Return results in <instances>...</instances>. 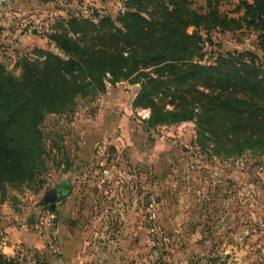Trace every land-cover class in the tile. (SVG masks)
<instances>
[{
    "label": "rangeland",
    "instance_id": "1",
    "mask_svg": "<svg viewBox=\"0 0 264 264\" xmlns=\"http://www.w3.org/2000/svg\"><path fill=\"white\" fill-rule=\"evenodd\" d=\"M188 1L191 9L204 13V0ZM240 1L224 0L218 11L237 20L243 13L236 10ZM125 3L0 0V65L18 79L23 58L41 61L37 53L41 51L59 55L51 36L60 24L70 17L115 21L125 11ZM198 33L205 65L227 52L259 53L257 35L250 30L207 33L199 29ZM136 81L140 80L114 85L105 81L103 92L77 98L71 113L44 117L40 130L47 157L42 182L7 186L0 201V220L12 205L22 216V227L16 231L33 234L44 247L36 221L40 209L48 206L41 202L60 181L71 180L67 173L83 163L81 178L97 189L101 207L96 208V221L104 227L102 233L110 235L116 228L115 264H230L243 261L240 244L248 261H255L263 241L256 234L264 223V154L213 155L211 146L197 142L193 122L148 128L149 110L133 104L141 87ZM112 191L114 204L108 200ZM112 208L119 214L113 227L108 217ZM4 238L2 233L0 247ZM19 245L41 254L46 264L54 262L49 260L55 254L61 257ZM96 248L89 252L100 253L101 247Z\"/></svg>",
    "mask_w": 264,
    "mask_h": 264
},
{
    "label": "trees",
    "instance_id": "2",
    "mask_svg": "<svg viewBox=\"0 0 264 264\" xmlns=\"http://www.w3.org/2000/svg\"><path fill=\"white\" fill-rule=\"evenodd\" d=\"M223 1L204 0L201 14L188 0H126L115 21L60 24L51 36L59 55L23 58L18 79L0 65V201L7 186L42 182L44 117L71 113L77 98L103 92L105 81L140 80L133 104L149 110L148 128L193 122L197 142L213 155L264 154V0L240 1L237 20L218 11ZM199 29L250 30L259 53L227 52L202 64ZM53 222L56 230L57 216ZM0 264L16 263L0 252Z\"/></svg>",
    "mask_w": 264,
    "mask_h": 264
},
{
    "label": "crops",
    "instance_id": "3",
    "mask_svg": "<svg viewBox=\"0 0 264 264\" xmlns=\"http://www.w3.org/2000/svg\"><path fill=\"white\" fill-rule=\"evenodd\" d=\"M84 165L86 164L82 163L81 166L80 164L74 166L72 171L67 173V176H69L71 180L60 181L57 184L64 183L67 185V188L64 190V193L67 194L57 200L53 206L54 216H57L58 221L56 224L57 229L55 230V246L53 251H47L40 245L36 236L33 234L24 233L22 232L23 230L19 232L16 231V229H18L17 227H22V216L10 205L6 213H1V217L6 214V217H2L0 220V229H3L2 233L3 236H5L2 247H0V250H2L0 251L1 253H5V250L10 253L16 244L25 243V246L40 250L38 252L44 255L50 253L60 254L61 257L55 254V257L49 260V262H53L54 260L52 264H57L55 260L58 261L60 259L63 260L64 264H115V246L118 244L116 243L118 241L114 239L113 232H116V228L110 235L108 233H102L104 227L101 228L96 221L98 213L96 208L101 207L98 196L96 195L97 189L95 186L91 187V183H84L85 178H81V175L85 172L83 168ZM113 196L112 191L108 200L112 201L114 198ZM114 201L115 200H113V204ZM59 204L61 205V209L58 208ZM3 206L1 207L3 208ZM118 215V209L115 210L112 208L108 216L113 220L111 223L112 227L116 226L113 222L117 220ZM87 221L89 223H87ZM30 223L32 222L30 221ZM260 228L261 232L256 235H262L261 238H263V241L261 242V246H259V256L257 259L255 261H253V259L248 261L247 253H244V248L242 244H240L239 251L243 261H230V264H264V223ZM239 233L241 235H246L247 231H239ZM97 246L101 247V252L98 253L95 251L92 254L91 252L94 251ZM86 249L88 251L87 254L84 253ZM90 250L91 252H89ZM4 253L2 254L4 255ZM5 254H8V252ZM99 257L101 259L98 263L95 261V258Z\"/></svg>",
    "mask_w": 264,
    "mask_h": 264
},
{
    "label": "built area",
    "instance_id": "4",
    "mask_svg": "<svg viewBox=\"0 0 264 264\" xmlns=\"http://www.w3.org/2000/svg\"><path fill=\"white\" fill-rule=\"evenodd\" d=\"M54 218L53 212L48 209L41 210L37 216V229L40 236L43 237L44 248L47 251H53L55 246ZM6 257L13 260L16 264H46L41 254L24 248L19 244L15 245L10 251V255Z\"/></svg>",
    "mask_w": 264,
    "mask_h": 264
},
{
    "label": "water",
    "instance_id": "5",
    "mask_svg": "<svg viewBox=\"0 0 264 264\" xmlns=\"http://www.w3.org/2000/svg\"><path fill=\"white\" fill-rule=\"evenodd\" d=\"M65 188H67V185H65L64 183H61L59 185H57L52 191H49L48 193L51 194H55L54 198H52L49 201V209L52 211L53 210V206L54 203L59 200L60 198L66 196L67 193H64Z\"/></svg>",
    "mask_w": 264,
    "mask_h": 264
},
{
    "label": "flooded vegetation",
    "instance_id": "6",
    "mask_svg": "<svg viewBox=\"0 0 264 264\" xmlns=\"http://www.w3.org/2000/svg\"><path fill=\"white\" fill-rule=\"evenodd\" d=\"M54 195L55 194H53V193L45 195L44 198H43V200H42V202H41V204L49 205V201L52 198H54Z\"/></svg>",
    "mask_w": 264,
    "mask_h": 264
}]
</instances>
